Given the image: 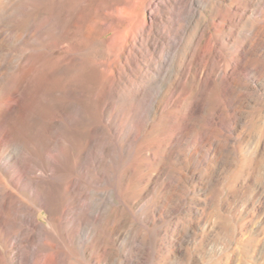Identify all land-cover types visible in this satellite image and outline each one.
<instances>
[{"label":"rangeland","instance_id":"1","mask_svg":"<svg viewBox=\"0 0 264 264\" xmlns=\"http://www.w3.org/2000/svg\"><path fill=\"white\" fill-rule=\"evenodd\" d=\"M263 19L264 0H0V264H264Z\"/></svg>","mask_w":264,"mask_h":264},{"label":"bare ground","instance_id":"2","mask_svg":"<svg viewBox=\"0 0 264 264\" xmlns=\"http://www.w3.org/2000/svg\"><path fill=\"white\" fill-rule=\"evenodd\" d=\"M264 20V19H263ZM1 23V22H0ZM262 23V22H261ZM2 32V31H1ZM3 33V32H2ZM7 33V32H6ZM14 33V32H13ZM12 33V34H13ZM10 35V34H9ZM16 36V35H15ZM4 37V36H3ZM10 38V36H9ZM8 38V39H9ZM16 38V37H15ZM7 39V40H8ZM16 40V39H15ZM30 44V43H29ZM28 49V48H27ZM26 51V50H25ZM1 62V61H0ZM3 69V68H2ZM4 70V69H3ZM2 70V71H3ZM3 73V72H2ZM5 74V73H4ZM1 78V77H0ZM1 80V79H0ZM2 81V80H1ZM1 84V82H0ZM1 90V89H0ZM13 109V108H12ZM11 149V148H10ZM70 166H60V175L58 179L52 180L51 182H48V184L44 187V195L46 197V203L48 204L49 208V218H50V224L54 226L56 229L57 237H62V233L65 229L69 231V233H73L74 223L71 227L67 225V223H64L60 221L62 217V213L64 211L65 207V186L66 182L69 179L70 172ZM68 184V182H67ZM67 192V191H66ZM36 198V197H35ZM34 199V198H33ZM71 200V199H70ZM86 219V218H85ZM59 221V222H58ZM80 224V223H79ZM78 224V225H79ZM76 226V225H75ZM75 230V229H74ZM100 230V229H99ZM74 234V233H73ZM55 239V238H54ZM81 240V239H80ZM258 241V240H257ZM64 260V259H63ZM244 261V260H243ZM246 263V262H245ZM263 263V262H262Z\"/></svg>","mask_w":264,"mask_h":264}]
</instances>
